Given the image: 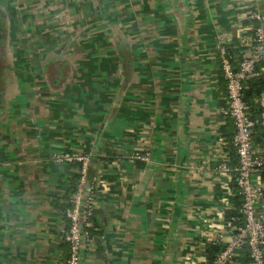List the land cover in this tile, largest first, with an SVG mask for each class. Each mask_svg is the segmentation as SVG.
I'll return each instance as SVG.
<instances>
[{
    "label": "crops",
    "instance_id": "crops-1",
    "mask_svg": "<svg viewBox=\"0 0 264 264\" xmlns=\"http://www.w3.org/2000/svg\"><path fill=\"white\" fill-rule=\"evenodd\" d=\"M245 6L264 15V0H0V264H66L76 165L50 160L65 151L91 160L81 264H203L235 196L218 45L255 24Z\"/></svg>",
    "mask_w": 264,
    "mask_h": 264
},
{
    "label": "built area",
    "instance_id": "built-area-1",
    "mask_svg": "<svg viewBox=\"0 0 264 264\" xmlns=\"http://www.w3.org/2000/svg\"><path fill=\"white\" fill-rule=\"evenodd\" d=\"M243 17L254 25L248 26L238 38L241 60L234 68L227 48L231 44L227 35H222L218 45L219 62L222 76L226 81V109L223 114L231 119L234 126L232 146L237 165L233 168L221 166V173L233 171L236 174V186L242 197V226L225 227L211 238L214 244H223L224 249L208 263L204 247L197 250L199 261L203 264H242L238 260L239 252L247 249L246 264H264V91L259 95V120L261 136L254 139L255 122L250 119L249 108L243 100V81L254 76L257 65L264 75V33L262 25L264 15L245 6ZM132 161L148 162L147 152L135 151ZM54 164L76 165V185L69 199V206L64 211L67 227L64 242L68 247L66 264H81V253L90 241L89 228L93 217L95 192L89 179L90 155L74 151L55 153L50 157ZM226 238H228L226 240ZM206 242L202 244L205 246Z\"/></svg>",
    "mask_w": 264,
    "mask_h": 264
},
{
    "label": "trees",
    "instance_id": "trees-1",
    "mask_svg": "<svg viewBox=\"0 0 264 264\" xmlns=\"http://www.w3.org/2000/svg\"><path fill=\"white\" fill-rule=\"evenodd\" d=\"M241 49L242 48L238 45V41L234 42L226 49L227 56L230 57L234 68L237 67L238 63L241 60V55H242ZM255 73L256 75L248 76L243 81V100L249 108L250 119L255 122L254 138L256 141H259L261 136V129H260V125L257 123V121L259 120V111H260L258 98L259 95L264 91V75L261 71L260 65L256 66ZM233 181H234L235 196L232 199V208L229 211H227V213L225 214V222L230 224L231 226H242L244 224V219L241 214L242 197L239 194V189L236 186V176ZM68 206L69 204L67 205V207ZM89 233L91 239V227L89 228ZM224 247L225 246L222 244H214V243L207 244L203 252L207 262L211 263L216 257V255L224 249ZM244 261H245L244 264L248 262V253L245 256Z\"/></svg>",
    "mask_w": 264,
    "mask_h": 264
}]
</instances>
